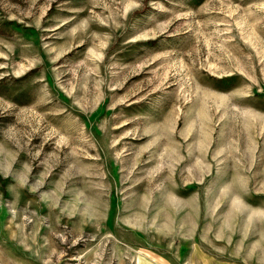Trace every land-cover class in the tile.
<instances>
[{
    "label": "rangeland",
    "instance_id": "374dc122",
    "mask_svg": "<svg viewBox=\"0 0 264 264\" xmlns=\"http://www.w3.org/2000/svg\"><path fill=\"white\" fill-rule=\"evenodd\" d=\"M0 264H264V0H0Z\"/></svg>",
    "mask_w": 264,
    "mask_h": 264
}]
</instances>
